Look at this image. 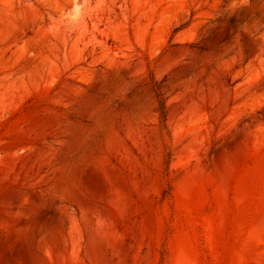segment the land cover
Instances as JSON below:
<instances>
[{"label":"rangeland","instance_id":"obj_1","mask_svg":"<svg viewBox=\"0 0 264 264\" xmlns=\"http://www.w3.org/2000/svg\"><path fill=\"white\" fill-rule=\"evenodd\" d=\"M0 264H264V0H0Z\"/></svg>","mask_w":264,"mask_h":264}]
</instances>
